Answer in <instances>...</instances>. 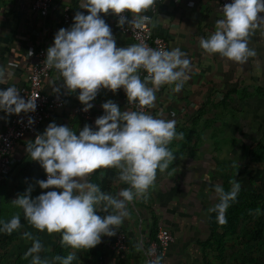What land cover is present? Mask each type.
Wrapping results in <instances>:
<instances>
[{"label": "crops", "instance_id": "obj_1", "mask_svg": "<svg viewBox=\"0 0 264 264\" xmlns=\"http://www.w3.org/2000/svg\"><path fill=\"white\" fill-rule=\"evenodd\" d=\"M51 1L47 16L42 17L31 9L34 0H0V89L25 84L37 48L47 45L59 29L69 28L77 11L87 14L80 8L82 0ZM64 7L69 8L68 23L63 21ZM101 16L111 27L118 47L134 44L118 31L113 14ZM222 17L218 0H163L152 17V34L165 39L169 51L179 48L190 60L191 71L180 92L172 90L174 85L161 86L149 114L175 120L176 131L183 133V138L168 145L175 156L168 168L157 170L146 193L127 203L129 215L116 229L127 236L126 251L117 256L111 250L115 235L103 236L92 248L98 264H149L147 246L158 228H166L173 236L159 264H264V25L248 38V47L256 55L240 64L218 53H205L199 46V39L215 31L216 21ZM57 87L59 93L55 92ZM42 91L48 96L61 95L64 106L40 126L41 133L51 122L77 132L86 125L71 111L82 105L80 90L69 93L54 68ZM109 100L121 111H135L103 88L90 102V110L103 115L102 104ZM10 117L0 111V132ZM30 140L25 137L16 144L11 169L0 185V220H10L19 213L20 229L34 230L23 210L11 203L29 186L33 198L52 190H42L36 184L45 171L26 154ZM107 171L110 176L103 192L116 195L129 187L118 180L114 168H101L99 181ZM232 180L241 184V190L225 213L227 223L220 225L217 213L209 212L218 203L215 186L222 185L228 191ZM97 211L101 216L107 214L99 208Z\"/></svg>", "mask_w": 264, "mask_h": 264}, {"label": "clouds", "instance_id": "obj_2", "mask_svg": "<svg viewBox=\"0 0 264 264\" xmlns=\"http://www.w3.org/2000/svg\"><path fill=\"white\" fill-rule=\"evenodd\" d=\"M156 0H82L84 12L77 11L72 25L61 28L54 42L46 50V63L62 78L69 93L79 89L78 100L87 112L98 92L103 88L117 92L123 88L128 104L153 106L156 92L163 85H174L180 92L191 71L190 60L179 49H154L144 43L118 47L111 27L101 14H113L118 26L130 25L145 29L153 21L144 15ZM223 17L216 21L215 31L199 39V46L208 54L218 53L240 64L246 63L256 52L248 47V38L264 25V0H231L223 4ZM127 13L132 14L131 19ZM154 26V25H153ZM147 73L141 79L140 72ZM0 83H3L0 80ZM55 92L59 93L57 87ZM36 100L25 99L15 87L0 89V111L19 115L36 111ZM104 114L95 120V130L84 125L78 132L67 125L51 122L42 134L27 141L26 154L44 169L46 180H37L41 194L32 197V186L11 203L23 210L25 220L33 228L48 234H61L60 243L72 249H92L103 236L112 237L129 215L127 203L146 193L153 184L157 170L163 172L175 159L168 145L182 139L176 121L153 117L145 111H121L111 100L102 104ZM34 120L29 117L28 124ZM118 170V180L129 187L116 195L105 193L88 180L98 169ZM231 189L215 186L218 199L209 212L217 213L220 225L227 223L226 211L235 201L241 184L232 180ZM107 213L101 216L97 209ZM259 210H257V214ZM20 214L10 220H0V232L11 234L21 228ZM24 238L32 241L24 258L32 257V264H72L75 252L53 261L41 260L43 245L30 232ZM149 264H159V259Z\"/></svg>", "mask_w": 264, "mask_h": 264}, {"label": "built area", "instance_id": "obj_3", "mask_svg": "<svg viewBox=\"0 0 264 264\" xmlns=\"http://www.w3.org/2000/svg\"><path fill=\"white\" fill-rule=\"evenodd\" d=\"M163 0H156V3L146 12V15L152 17L157 14L158 7ZM231 0H218V7L221 10L223 4L230 3ZM52 5L51 0H34L31 9L38 15L47 16ZM126 15L129 16V13ZM116 21V27L118 31L132 40L134 44L144 43L147 46L154 49L168 50V45L165 39L160 36H154L151 32L150 24L145 29H134L130 25H125L123 28L118 26L119 17L113 15ZM63 21L68 23L70 21L69 8H63ZM54 38L48 40L47 45H52ZM43 43L35 51L32 68L26 83L23 85H11L9 87H15L25 99L36 100V111L30 113H20L19 115H11L4 130L0 132V185L5 181L10 169L11 160L15 150L16 144L25 137L35 139L37 134H42L39 130L40 126L57 110H60L64 106V100L61 95L48 96L42 91L43 83L50 77L53 68H50L45 60L47 46ZM141 78L147 75L146 72L141 70ZM102 90V89H101ZM101 90L98 92L100 93ZM112 92V91H111ZM113 93V92H112ZM117 97L121 98L125 103L135 111H145L149 113V107H141L138 104H128L127 96L121 88L117 92L113 93ZM84 105L74 107L71 111L72 114L84 122L90 125L94 130L95 120L100 117L99 114L89 110L83 111ZM31 117L34 120L32 125L28 124V119ZM46 173L42 175V180H46ZM173 242V236L166 228H158L155 237L151 239L147 246V258L148 262L156 261L163 257L169 250ZM127 249V236L125 233L117 232L114 238V242L111 245V250L117 255L121 256Z\"/></svg>", "mask_w": 264, "mask_h": 264}, {"label": "rangeland", "instance_id": "obj_4", "mask_svg": "<svg viewBox=\"0 0 264 264\" xmlns=\"http://www.w3.org/2000/svg\"><path fill=\"white\" fill-rule=\"evenodd\" d=\"M14 232L15 233H12V235L6 233L0 235V264H21V262L32 264V257H28L27 259L24 258L25 252L32 246V241L24 238L25 232H30L35 238L41 241L43 250L39 253V256L42 261L54 260L52 249L56 243L58 244L61 239V234H48L46 231L40 232L37 229H18ZM71 252H75L76 254V259L72 261V264H98L99 262V260L95 258L96 254L92 252V249L78 250L69 247L67 255Z\"/></svg>", "mask_w": 264, "mask_h": 264}, {"label": "trees", "instance_id": "obj_5", "mask_svg": "<svg viewBox=\"0 0 264 264\" xmlns=\"http://www.w3.org/2000/svg\"><path fill=\"white\" fill-rule=\"evenodd\" d=\"M99 170H100V169L96 170V171L91 175V179H90V181L93 182V183L98 184V185L100 186V188H101L102 190H104V189L106 188V185H107V179H108V177L110 176V172L107 171L106 176L104 177V179H103L102 181H99V180H98V176H97ZM102 212H103V211H102ZM156 231H157V230H156ZM156 231H155L154 234L152 235L151 239H153V238L155 237ZM151 239H150V240H151ZM60 240H61V239H60ZM60 240H59L57 246L54 248V257H56V256L66 257V255H67V251H68V248L70 247V246H67V245L62 246L61 243H60ZM159 259H160V258H159ZM55 262H56V264H60L59 261H55ZM21 264H28V263H26V262H21Z\"/></svg>", "mask_w": 264, "mask_h": 264}]
</instances>
